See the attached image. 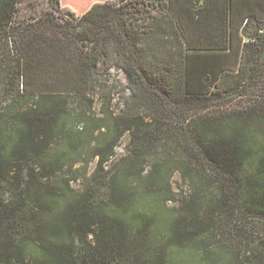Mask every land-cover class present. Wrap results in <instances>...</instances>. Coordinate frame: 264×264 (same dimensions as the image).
Masks as SVG:
<instances>
[{
	"label": "trees",
	"instance_id": "1",
	"mask_svg": "<svg viewBox=\"0 0 264 264\" xmlns=\"http://www.w3.org/2000/svg\"><path fill=\"white\" fill-rule=\"evenodd\" d=\"M245 1L65 17L60 0H0L19 58L0 103V264H264V0ZM100 62L125 74L118 113L108 95L93 109Z\"/></svg>",
	"mask_w": 264,
	"mask_h": 264
},
{
	"label": "rangeland",
	"instance_id": "2",
	"mask_svg": "<svg viewBox=\"0 0 264 264\" xmlns=\"http://www.w3.org/2000/svg\"><path fill=\"white\" fill-rule=\"evenodd\" d=\"M98 1H107V0H60L61 7H65L62 10V15L65 17L67 16L65 9L72 10L75 15H80L84 12H86L93 3ZM114 1H120V0H114ZM249 7L248 10L252 9V2L254 1H245ZM258 10H260V6L256 7ZM264 8V4H263ZM262 11L264 9L261 8ZM19 61V58L13 52L10 51V46L6 44L5 40L3 38L0 39V103L5 99L6 94L4 92L5 83L7 82L6 73H9L8 67L10 66L11 62ZM99 74L100 78L106 83L108 92L104 94L105 92H100L98 88L94 89V91L91 93V97L94 99V106L93 109L95 111H99L102 103L105 100L104 95H108L111 98L110 108L114 113H118L120 109L123 107V102L126 97L129 96L130 90L127 88V81L125 78L124 72L117 66H113L109 69L105 68V65L103 62H100L99 64ZM78 100L77 98H73ZM79 103L84 104L85 100L83 98H80ZM74 105V104H71ZM129 140H130V134L129 132H125L122 137L120 138L117 146H116V155L110 160V162L107 164L108 167L112 168L117 161H120L123 156L128 155L130 152L129 149ZM95 165V162L92 163L91 167ZM149 164L147 166V170L149 169ZM172 185L174 187V190H178V187H181L182 184L181 176L176 171L173 176L171 177ZM74 188L76 189H82L83 185L80 180H73L71 182ZM169 204L171 202L169 201Z\"/></svg>",
	"mask_w": 264,
	"mask_h": 264
}]
</instances>
